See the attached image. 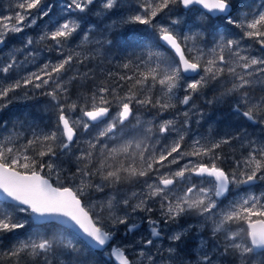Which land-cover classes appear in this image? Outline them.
<instances>
[{
    "label": "snow or ice",
    "instance_id": "1",
    "mask_svg": "<svg viewBox=\"0 0 264 264\" xmlns=\"http://www.w3.org/2000/svg\"><path fill=\"white\" fill-rule=\"evenodd\" d=\"M95 2L67 0L61 5L65 15L52 19L56 4L18 0L19 11L0 17V45L6 44L9 34L22 33L48 17V25L35 42L51 41L48 50L54 47L58 54L56 62L48 61L36 72L11 81L9 74L21 63L17 54L0 65V111L12 103L13 94L29 87L47 89L41 95L50 97L57 110L56 122L46 126L47 130L26 118L17 124L31 133L30 138L14 124L13 131L0 139V241L19 236L26 228L34 229L27 239L17 240L0 253V264L4 260L11 264H53L58 252L66 257L63 264H96L89 254L97 252L105 253L116 264H222L229 256L231 264H264V192L248 193L221 207L233 186L251 188L258 181L264 182V0L257 5L247 0H133L127 5L121 0H100L94 14L109 17L116 10L117 18L103 28L89 24L80 42L66 48L82 22H87ZM197 13L199 23L193 24L199 29L210 18L223 22V30L217 24L207 33L213 37L211 47L197 43L204 31L183 30L188 24L185 14ZM129 25H142L149 31H120ZM33 44V38L27 37L19 52ZM254 46L258 54H252ZM113 48L122 55L110 54ZM36 55L28 53L33 59ZM70 71L73 75L64 79ZM192 73L199 78L186 76ZM74 82H80L81 88L90 87L71 100ZM221 82L224 90L207 103H228L226 118L232 123L222 133L193 136L185 150L190 112L199 117L197 124L206 118L194 97ZM134 105L156 109L158 114L178 105L190 109L177 111L172 119L158 125L149 122L142 140H129L111 149L102 145L100 152L107 155L100 166L94 171L87 164L77 167L66 179L79 174L80 186L76 190L64 186L60 179L65 171L62 157L71 156L79 135L104 123L113 107L118 109L98 135L86 141L88 148L76 156L78 162L91 163L101 138L111 139L135 116ZM77 109L80 115L74 116ZM181 115L183 121L177 119ZM141 124L136 117V125ZM136 125L129 131H135ZM248 127H259L261 135L249 133ZM172 135V140L163 142ZM238 148L242 152L236 157ZM121 156L123 159L117 161ZM229 156L234 166L226 171L221 165ZM109 159L117 163L109 164ZM172 166H176L174 171ZM97 175L100 183L93 185L90 178ZM148 177L152 181L145 179L141 191H132L120 200L110 197L99 210L95 205L86 209L81 201L86 188L103 192L105 186ZM157 200L159 216L153 218L156 209L149 204ZM117 205L123 215L116 214ZM135 213L147 215L136 223L131 219ZM193 215L197 222L189 223ZM145 222L147 236L132 244L112 243L118 226H124L126 235L135 234ZM173 224L176 230L170 227ZM165 230L171 242L167 257L159 247L151 251Z\"/></svg>",
    "mask_w": 264,
    "mask_h": 264
},
{
    "label": "trees",
    "instance_id": "2",
    "mask_svg": "<svg viewBox=\"0 0 264 264\" xmlns=\"http://www.w3.org/2000/svg\"><path fill=\"white\" fill-rule=\"evenodd\" d=\"M121 2L125 5L127 4H131L133 3V0H121ZM248 3H251L253 5H257L261 2V0H247ZM13 3L16 5L17 4V0H13ZM1 5V2H0ZM57 5V4H56ZM99 5H100V0H96L95 4L91 7L94 8V11H98L99 10ZM124 12V14H127V10L124 9L122 10ZM59 14V10L58 8H54L53 9V13H52V17ZM117 18V12L116 10H113V13L109 16V17H98V16H90L87 14V22H82V28L79 31L78 34H76L73 39L65 46L66 48H74L79 42H80V38L82 37L84 31H87L89 24H95L98 25V27L103 28L104 25L108 24L110 22L111 19H116ZM40 22H42V24H48L49 23V18L45 17L43 19L40 20ZM132 29H136L137 31L144 29L145 34H147V32L149 30L145 29V26L142 25H129V26H125L123 29H121L120 31H123L125 34H130ZM39 28L34 27L31 28L28 31V36L27 37H32L34 40V44L28 48L31 50H34L33 52L38 53V52H43L45 54V56L49 57L48 60L49 61H53L56 62L58 59V54L55 51V48L53 47L51 51L48 50V45H51L52 42L51 41H47V42H40V43H36L35 41H37L38 37H39ZM43 30L41 29V32ZM12 35H9L8 37V41L11 39ZM26 37V38H27ZM209 37H212L209 35ZM25 38V40H26ZM15 40V39H14ZM23 44V40H21L19 37L12 42V46L14 47V49H21V45ZM206 48L210 47L208 44L205 45ZM112 55H122V53H120L119 49L113 48L111 50ZM170 55H172V53H170ZM5 58L0 56V65L1 61L4 60ZM6 61V60H5ZM28 66V63H27ZM41 62H38L37 64L34 65H30L26 68L23 69H16L13 71V75H9L8 76V80H15V79H19L20 77L26 76L28 73L30 72H36L40 67H41ZM89 67H91V64L89 65ZM86 68H82L81 71H86ZM22 71V72H21ZM73 75V72H68L67 75L64 77V79H67L69 76ZM201 75H203V73L201 72ZM0 77H2V74H0ZM216 83H214L213 87H215ZM209 86L208 88H205L202 93L200 95H196L199 100H202L203 98L201 97L204 96L207 99H212L211 96L214 93V90H211ZM90 87V85L81 88L80 87V82H74L73 85L70 87V95H71V100H76L77 95L80 92H86L88 91V88ZM41 91H47V89H43V90H33L30 87L27 89H21L18 90L15 94H13V102L8 106L7 109H4L3 111H0V139H2L4 136L8 135L9 132L13 131V125L17 124L18 121H24L27 118V121H35L37 124H39L40 128H45V130H47V127H51L55 122H56V118H57V110L54 106V104L52 102H50V97L41 95ZM257 92H259V94H257V96L261 95V91L259 88L256 89ZM27 92V96L24 95V93ZM256 93V92H255ZM182 94V93H180ZM194 101H196V99H194ZM71 102V101H69ZM139 105H134L133 107H136ZM139 107H143V106H139ZM198 107L204 112L206 110V108H203V106L199 103ZM145 109L148 110V112L151 113V115H156L158 114L156 109H152V108H146ZM214 108V107H213ZM116 107L112 108V111L115 110ZM181 110V105L177 106V109H173L170 110L167 113H160L159 115L161 116L160 118H158V120L160 121L163 117H169L170 115L175 116L177 111ZM227 114V113H226ZM79 109H77V111L74 113V116H79ZM164 115V116H163ZM208 116H212L211 118V122L213 124L216 125L215 128L212 127V124L209 123L208 128H206L204 131H208L207 133L210 135H215L217 132L222 133L221 131V126L223 124V117L222 119H217L215 121H213L214 116L213 113H211L210 115L207 114ZM5 123L7 124V127H5ZM225 126V125H224ZM223 126V127H224ZM146 127L141 128V130L139 128H136L135 131H132L131 134H125V131H122L119 136L113 140H108L105 142H101V144L103 145H107L108 149L114 148V147H119L120 145L124 144L126 141L129 140H133V141H139L144 139V134L145 132L144 129ZM17 130L19 131H24L25 132V137L30 138L31 136H29L28 131H26V129H20L18 124H17ZM203 130L202 128L200 130H196L194 126L191 127V132H189V137L187 139V141H185V150H187V146L191 143V136L192 134L199 132ZM90 132H92V130L90 129ZM31 134V133H30ZM89 136L91 137V135L89 134ZM89 136H86L85 138H89ZM129 136V137H128ZM92 138V137H91ZM90 138V139H91ZM89 139V140H90ZM165 142V141H163ZM19 143H24V139H21L19 141ZM84 150L88 148L87 143L84 145ZM100 147L101 145H98L97 149L93 151V156H92V160H91V166L88 165V169L91 171H94L96 168H98L100 166V163L102 160H104L105 156L107 155V152L104 153V155L101 154L100 152ZM225 151L227 152L228 149L226 148ZM238 151V150H237ZM236 151V152H237ZM29 155H32L31 152L28 153ZM237 154V155H236ZM241 155L240 152L235 153L236 157H239ZM45 160H47L48 158L45 157ZM68 159H70V161L72 162H68L67 163V168H68V172L67 174H72L71 170L74 171V168L77 167H83L85 163V161H82L81 163L83 165H80V162H78L76 160V158L72 161V158L68 157ZM123 157H117V161L118 160H122ZM117 161H114L112 159H109L107 161V163L109 164H116ZM74 162V163H73ZM205 162H208L207 159H205ZM66 163V162H65ZM79 165V166H78ZM229 165H233L232 163V158L231 156H229L228 160L225 162V164L221 165L223 167H225V170L228 169ZM69 167H71V170L69 169ZM44 174V173H42ZM62 177V176H61ZM64 177V183L67 182L68 179H66V176ZM90 181L92 182V184H96V183H100V177L97 176H93L90 178ZM125 181H123L122 183H120V186H105L103 191H106V193L104 195H109V194H115V192H118L121 188V185L124 183ZM116 187V188H115ZM113 188V189H112ZM118 188V189H117ZM108 192V193H107ZM103 195V193H102ZM27 229H33V228H26L25 230L20 231V234L18 237H22L23 234H25V232L27 231ZM41 232H44L45 230L42 228L40 229ZM64 235H67V230H65ZM47 236L49 238H51L52 233L49 231L47 232ZM79 247H84V245H79ZM7 248L9 247H4L2 244H0V253H2L4 250H7ZM86 250V249H85ZM94 256H96L98 259H96V264H99L100 258L98 255H96L95 253L93 254ZM60 256L62 257V259L60 260ZM66 260V257L63 255H60L59 252L57 253L56 258L54 259L53 264H57V262H59V264H63V262ZM3 264H11L10 261L4 260ZM105 264H110V261L106 259V263Z\"/></svg>",
    "mask_w": 264,
    "mask_h": 264
},
{
    "label": "rangeland",
    "instance_id": "3",
    "mask_svg": "<svg viewBox=\"0 0 264 264\" xmlns=\"http://www.w3.org/2000/svg\"><path fill=\"white\" fill-rule=\"evenodd\" d=\"M0 2H1V5H0V17L7 16V15H14L15 11H19V9L16 8V5L13 3V0H0ZM66 2H67V0H45V3L57 4L56 8H58L59 14L53 16L52 19H58V18H60L61 15H65L61 11V5L66 3ZM17 3H18V0H17ZM94 13H96V11H94V8H91V10L88 13V15L96 16ZM197 16H198V14L190 15V18L196 20ZM186 17H188V16H185V18ZM40 20H38V22H37V24L35 26L31 27V28H34V27L39 28V30H40L39 33H38L39 35L41 34V29L44 31L46 26L48 25V24H43L42 25V22H40ZM61 22H62V20H61ZM31 28L25 29L24 32L19 33V34H9V35H12L11 39L9 41L7 40L6 44H4L2 49L0 50V56L5 58L4 60L1 61V64L5 63V62H8L9 57L13 53L17 54L18 61L21 62L20 65L18 66L17 70L26 68V67H28L30 65L37 64L38 62H41V65H43L44 63L49 61L48 60L49 57L45 56V54L43 52H38L37 55L35 56V59H33L32 57L28 56V53L29 52H33L34 50L27 49V51H25L23 53H20L19 52L20 49L19 50L14 49V47L12 46V42L15 41L18 37L21 40L24 41L25 38L28 36V31ZM184 32H186V31H184ZM212 39L213 38H211V41H212ZM22 47H23V44L21 45V48ZM252 54H258V49L255 46L252 49ZM26 57H27V59H26ZM27 63H28V66H27ZM9 75H13V72H11ZM198 78H199V76L196 77V79H198ZM222 83L223 82L216 83L215 87H213V86L210 87L211 90H214V93L211 96L212 99L215 96H218L220 94V92H222V89H223V87L221 86ZM201 94L204 95L203 93H201ZM202 95H201V97L203 98L202 100H199V98L197 96H195L194 99H196V101H194V103H195V105L197 106L198 109H200L198 107L199 103L203 106V108H206L205 112L203 110V112L206 114V118L201 120L200 123L197 124L196 121L199 119V117L197 115H195V114H192L190 112V115H191V127L194 126L196 130H200L201 128L203 129V130H201L199 132H196V133L192 134L191 139L193 138V136H199V135L209 136V134L207 133L208 131H204V130L206 128H208L209 123L212 124V127H213L214 124L211 122L212 116L210 117L207 114L210 115L211 113H213V116H214L213 121H215V120H217L219 118L218 112L221 113L222 110H223L224 103L217 104V103L214 102L213 104L210 105V104L207 103V101L208 100H212V99H207L206 97H204ZM13 100H14V98L12 99V102H13ZM210 106H212V109L208 110V108ZM227 107H228V103H227ZM189 109H190V106H184L183 108H181V110L179 112L182 113L184 111H188ZM117 111H118V109L113 111L110 114V116L107 119V121L99 126L98 130L96 131V134L92 136V139L98 135V133L106 126L107 122L109 120H111V117L114 116ZM133 112L135 113V116L130 118V122L126 123V125L124 126L123 130H125L126 127H127L126 129H130L133 125H136V117H139V119L142 121L141 125H136V128H139L140 130L143 127H146V128L149 127L150 126L149 122H152V124L158 125L162 120L172 119L174 117L173 115H170L169 117H163L159 121L158 118L161 117L159 114L151 115V113L148 112L147 109H145L144 107H139V106L133 107ZM181 117H183V116L181 115V116L177 117V119L179 121H183L182 119H180ZM183 119H184V117H183ZM120 131H122V130H118L111 139L102 137L101 138V142H105V141L113 140V139L117 138V136L119 135ZM248 131L251 132V130H248ZM89 133H90V130L86 134H80L79 135V143L73 145L71 156L62 157V159L66 162V163L64 162V164H63V168H64L65 171L62 173V175H61L62 177H60V179L63 182H64V177L63 176H66V175H67V177H71L72 176V174H67V172H68L67 163L71 162L70 159H68V157L72 158V161H73L76 158V156H78L79 150L84 148L83 146L85 144V137L87 135H89ZM29 136H31L30 133H29ZM188 137H189V134L187 135L185 141H187ZM173 138H174V135L168 136V139H170V140H172ZM102 145L103 144H101V146ZM85 163L87 165L91 166V163H89L88 161H85ZM80 165H83V164L80 162ZM69 169L71 170V167H69ZM76 169H77V166L74 168V171L71 170V173H75ZM51 179H52L53 183L55 184V179H56L55 175H53L51 177ZM81 179H82L81 176L79 174H77L74 179H71V180L68 179L67 182L64 183V186L72 187L73 190H76V188L79 187L80 184H81ZM83 179L86 182L89 181L88 177H84ZM137 182L138 181L128 182L126 185H124V186H130L129 189H131V190H128V191L127 190H119L115 194H109L107 196L106 195H102V192H97L94 187L86 188L85 189V194L83 196H81L82 203H83V205L85 206L86 209L91 207V206H93V205H95V206H97V210H99V205L106 204V202L108 201V199L110 197L115 196L117 200H120L126 195L130 196L132 191H140V190L134 189L137 186ZM141 185H143V184H141ZM114 186H120V185L117 184V185H114ZM114 186H112V187H114ZM261 192H264V182H262V181H258L257 184L254 185L251 188H249L248 186L243 187L242 185L239 186L238 188L236 186H233L232 193L229 194L228 199L221 205V207H224L225 205H227L229 201L238 200V199H240L241 197L245 196L248 193H254L256 195H259ZM131 203L134 204V203H136V201L132 200ZM149 206L153 207L157 211L156 216H155V213L153 214V218L158 217L159 216V211H158L159 204H156V205L152 206L151 203H150ZM115 211H116V214L123 215V212H121L119 210V206L118 205L116 206ZM128 211L130 212L131 209L129 208ZM105 214H107V213H105ZM146 215L147 214H145V213H135V214L132 215L131 219H132L133 222L140 223V219L142 217L146 216ZM123 228H124V226H123ZM146 228H147V224L145 222V223L141 224L140 229L135 234H127L126 235L125 231L121 232V235L119 237H115L114 244H132L135 241L140 240V238L142 236H147V232L145 230ZM171 228H172V230H176L177 225L173 224L171 226ZM233 228H235V225H233ZM210 230L211 229H210V225H209V227L205 229L206 237L210 234ZM33 231H34V229H27V231L25 232V234L22 235V237H18V238L17 237H10L8 240L0 241V244H2L4 247H6V246L10 247L17 240L27 239V237ZM168 235H170V233L167 230H165V232L162 233V238H156L155 239V246L152 247L151 251L152 252H156L157 251V247H159L160 250L163 252V255L165 257H167L166 249L170 246L169 245L170 241H168V239H167ZM165 239L169 243H164ZM59 259L61 260L62 257L60 256ZM232 259L233 258L231 256H229L228 259H223L222 264H231L228 261H232Z\"/></svg>",
    "mask_w": 264,
    "mask_h": 264
},
{
    "label": "flooded vegetation",
    "instance_id": "4",
    "mask_svg": "<svg viewBox=\"0 0 264 264\" xmlns=\"http://www.w3.org/2000/svg\"><path fill=\"white\" fill-rule=\"evenodd\" d=\"M198 14V13H197ZM190 15H192V14H185V16H188V17H186V19H188V24H187V26H182L183 27V30L184 31H188V29L189 28H192V30L195 32V31H197V30H200V31H204L205 32V35H204V37L200 40V41H197V43L199 44V46L200 47H205L206 48V44H208L210 47L212 46V44H211V38H213V37H209V35L207 34L208 33V31H209V29L211 28V26H213V25H220L221 26V28H220V30H223V22L222 21H220V20H212L211 18L209 19V23L207 24V25H205V27L204 28H202V29H199V28H197V27H195L194 26V24H193V22L194 21H196V23L198 24L199 23V21H197V19L196 20H194V19H192V18H190ZM233 31H238V30H236V29H233ZM2 47H3V45L0 47V50L2 49ZM6 63V62H5ZM224 89H222V91H223ZM256 95L257 94H259V92H257L256 91V93H255ZM181 108H183V106H181ZM117 109V108H116ZM115 109V110H116ZM211 110L212 109V106H210L209 108H208V110ZM115 110H113V111H115ZM112 111V109H111V112H110V114L113 112ZM228 111H229V107H227V103H224V106H223V110H222V112L221 113H219L218 112V115H219V118L218 119H222V117H223V119H222V121H223V124H222V126H221V131L223 132V130H225L227 127H228V125L230 124V123H232V121L231 120H229V119H227L226 118V113H228ZM223 115V116H222ZM110 116V115H109ZM109 118V117H108ZM107 118V119H108ZM180 119H182L183 120V117H181ZM157 120V119H156ZM107 120H105V122H106ZM104 122V123H105ZM103 123H99V124H96L94 127H92L91 128V130H92V132H90L89 134L91 135V137H92V135H95L96 134V130H98V128H99V126L100 125H102ZM156 125V124H155ZM225 125V126H224ZM224 126V127H223ZM216 127V125L214 124L213 125V128H215ZM127 128V127H126ZM125 128V130H122V131H125L126 132V134H131V131H129V129H126ZM248 130H251V132L249 131V133H255V135L257 136V137H259L260 135H261V129L259 128V127H248ZM122 131H120V133L122 132ZM144 132V131H143ZM119 133V134H120ZM87 136H89V135H87ZM119 136V135H118ZM117 136V137H118ZM143 136H145V134L143 135ZM90 136H89V138H85V144H86V141H88L90 138H91ZM92 139V138H91ZM163 139V138H162ZM165 142L164 143H168L169 141H170V139H166V140H164ZM149 143H154L155 141L153 140V141H148ZM84 144V145H85ZM84 147V146H83ZM85 148V147H84ZM84 148L83 149H80L79 150V152H78V156L80 155V153H81V151L82 150H84ZM237 152H242V150H240L239 148H238V151ZM236 152V153H237ZM237 155V154H236ZM231 167H233L232 165H229V167H228V169L229 168H231ZM175 168H176V166H172V170L174 171L175 170ZM227 169V170H228ZM226 170V171H227ZM145 179H147L148 180V182H151L152 181V177H148V178H141L138 182H137V186L134 188V189H137V190H142V185L141 184H143L144 183V180ZM129 181H125L122 185H121V188H120V190H131V189H129L130 188V186H124V185H126L127 183H128ZM257 184V182L255 183V185ZM243 187H245L246 185H242ZM103 193V195L106 193V191H103L102 192ZM116 193V192H115ZM231 193H232V191H231ZM230 193V194H231ZM229 196V195H228ZM228 199V198H227ZM226 199V200H227ZM226 200H224L223 201V203L226 201ZM82 201V200H81ZM152 204V206H154V205H156V204H159V201L157 200V201H155L154 203H151ZM155 213V216H156V214H157V211H155L154 212ZM154 216V217H155ZM193 219V220H192ZM184 223V220L182 219L181 220V223ZM188 222L189 223H196L197 221H196V218H195V216H192V217H190V218H188ZM182 223V224H183ZM172 226V225H171ZM170 226V227H171ZM125 231V229L123 228V226H118V230H117V233H116V236L115 237H119L120 235H121V232H124ZM205 236H206V232H205ZM161 238H162V236H161ZM115 240V239H114ZM113 244H114V241L112 242ZM164 243H169L166 239H165V241H164ZM171 243V242H170ZM170 243H169V245H170ZM96 255H98L99 256V258H100V261H99V264H105L106 263V259L108 260V258H107V256L105 255V253H99V252H97V253H95ZM90 255V259H92V260H94V261H96V259H98L96 256H94L93 254H89ZM226 259H228V258H226ZM110 261V264H114L113 263V261L112 260H109ZM229 263H231V261H228Z\"/></svg>",
    "mask_w": 264,
    "mask_h": 264
},
{
    "label": "water",
    "instance_id": "5",
    "mask_svg": "<svg viewBox=\"0 0 264 264\" xmlns=\"http://www.w3.org/2000/svg\"><path fill=\"white\" fill-rule=\"evenodd\" d=\"M2 45H0L1 47ZM186 76H191L193 78H195L197 75L195 73H192V74H186ZM184 107V105H182ZM114 264H116V262L114 260H112Z\"/></svg>",
    "mask_w": 264,
    "mask_h": 264
},
{
    "label": "bare ground",
    "instance_id": "6",
    "mask_svg": "<svg viewBox=\"0 0 264 264\" xmlns=\"http://www.w3.org/2000/svg\"><path fill=\"white\" fill-rule=\"evenodd\" d=\"M42 25H43V24H42ZM6 63H7V62H6ZM21 72H22V71H21ZM200 74H201V73H200ZM196 77H198V76H196ZM196 77H195V78H196ZM209 110H210V109H209ZM96 131H97V130H96ZM131 132H132V131H131ZM92 136H93V135H92ZM128 137H129V136H128ZM73 163H74V162H73ZM78 166H79V165H78ZM112 189H113V188H112ZM117 189H118V188H117ZM107 193H108V192H107ZM151 205H152V204H151ZM192 220H193V219H192Z\"/></svg>",
    "mask_w": 264,
    "mask_h": 264
}]
</instances>
